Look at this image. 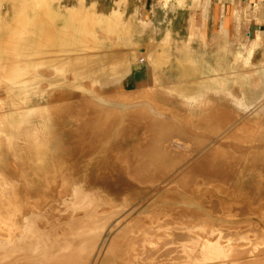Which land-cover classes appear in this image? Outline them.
Instances as JSON below:
<instances>
[{
  "label": "rangeland",
  "instance_id": "1",
  "mask_svg": "<svg viewBox=\"0 0 264 264\" xmlns=\"http://www.w3.org/2000/svg\"><path fill=\"white\" fill-rule=\"evenodd\" d=\"M184 1L0 0L2 38L23 10L38 12L44 4L56 16L55 29L70 20L72 9L119 17L113 32L101 26L96 29L99 49L77 47L62 54L50 49L47 58L53 61L96 56L104 77L99 82L90 77L77 80L74 73L66 72V82L80 84L90 93L58 89L65 98L60 103L48 105L47 95L30 94L36 111L17 133L8 116L13 99L22 98L21 87L0 81V129L22 134L12 144L1 141L0 149L19 152L26 133L54 135L51 145L44 143V147L55 191L50 203L40 206L42 213L48 210L57 218L72 215L68 204L74 200V188L87 180L110 190L112 205L100 211L117 212L113 222L120 224L112 237L149 223L160 236L158 244L176 243L178 229L194 240L207 238V230H222L240 235V240H231L243 250H263L264 48L254 40H235L229 47L217 38L207 41L213 45L208 48L197 40L179 39L177 34L185 35L186 17L176 16L175 11ZM112 5H117L114 11ZM133 51L167 54L170 60L155 67L142 55L120 83L107 80L111 62ZM41 57L36 50L27 60ZM55 65L38 68L48 80L39 87L41 91L49 88L47 83H57ZM200 82L211 85L194 101L172 90L183 83L192 93ZM26 147L33 148L34 143ZM35 171L40 186L45 166ZM175 243L172 249L179 251Z\"/></svg>",
  "mask_w": 264,
  "mask_h": 264
},
{
  "label": "bare ground",
  "instance_id": "2",
  "mask_svg": "<svg viewBox=\"0 0 264 264\" xmlns=\"http://www.w3.org/2000/svg\"><path fill=\"white\" fill-rule=\"evenodd\" d=\"M33 11L23 10L20 20L0 37V81H5L7 86L21 87L22 98H14L9 105L12 110L8 124L15 133L36 111L31 107L30 94L47 95L48 105L60 103L65 98L58 89L66 87L87 92L80 84L66 82V72L74 73L77 80L90 77L99 82L104 77L96 56H67L53 61L47 58L52 52L50 49H54L55 54L71 53L77 47L99 49L96 29L101 26L106 32H113L114 23L119 21L115 13L103 18L93 11L72 9L70 20L62 22L63 28L55 29L56 16L48 5L44 4L38 12ZM118 30L126 32L125 27ZM36 50L43 57L35 62L27 60ZM5 55L9 57L7 61H4ZM142 55L153 60L155 67L170 60L167 54L133 51L111 62L112 74L107 80L120 83ZM51 63H56L54 68L59 78L57 83H47L49 88L41 91L39 87L48 80L38 73V68ZM196 66L200 68L199 64ZM210 85L200 82L197 91L187 93V85L182 83L172 90H179L194 101L201 90ZM15 133L0 129V142L5 140L12 144L22 139V134L16 136ZM54 139L51 133H26L19 152L13 151L11 146L9 152L0 149V264H264V249L243 250L231 240H240V235L222 230H207V238L194 240V236L178 229V241L174 243L179 251L172 249L174 243L169 241L158 244L156 240L160 236L149 223H139L112 237L120 224L113 222L117 212L100 211L102 206L112 205L110 190L87 180L74 188V200L68 204L72 215L57 218L48 210L40 212V206L48 205L55 191L50 159L44 147V143L51 145ZM29 142L34 143L33 148L26 147ZM42 165L45 166L44 183L37 186L35 168ZM216 235L218 238L211 240ZM175 255L177 259L170 258Z\"/></svg>",
  "mask_w": 264,
  "mask_h": 264
},
{
  "label": "crops",
  "instance_id": "3",
  "mask_svg": "<svg viewBox=\"0 0 264 264\" xmlns=\"http://www.w3.org/2000/svg\"><path fill=\"white\" fill-rule=\"evenodd\" d=\"M116 7L112 5L113 11ZM175 12L187 19L179 39L197 40L208 48L213 45L207 41L217 38L229 47L235 40H254L264 48V0H185Z\"/></svg>",
  "mask_w": 264,
  "mask_h": 264
}]
</instances>
